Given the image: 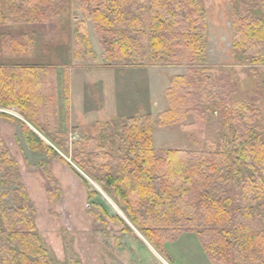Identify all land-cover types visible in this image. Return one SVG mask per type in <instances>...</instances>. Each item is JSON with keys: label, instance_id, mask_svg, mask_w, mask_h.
<instances>
[{"label": "trees", "instance_id": "16d2710c", "mask_svg": "<svg viewBox=\"0 0 264 264\" xmlns=\"http://www.w3.org/2000/svg\"><path fill=\"white\" fill-rule=\"evenodd\" d=\"M1 2L5 8L0 6V24L31 28L53 27L70 5V0ZM76 2L84 17L76 26V46L83 43L94 55L86 28V20L91 21L102 49L100 66L182 65L187 70L170 78L164 90L167 107L155 117L142 112L108 123L120 124L117 150L110 153L99 138L82 136L74 142V163L114 196L129 221L169 263L165 244L190 231L198 235L209 264H264V121L257 114L264 80L256 69L264 65V0H233L234 57L252 71L251 88L243 94L230 83L227 70L206 61L207 18L201 0ZM33 40L25 32L7 33L0 49L27 56ZM66 72L60 93L55 66L0 63V107L15 108L37 129L19 121L30 150L58 159L55 147L68 151L62 137L68 132L59 131L58 110L60 99L66 108L69 102ZM215 114L222 118L221 131L206 145L203 129ZM0 116L16 120L4 112ZM173 125L187 130L198 147H155L154 127ZM0 184L12 187L3 193L11 196L10 204L0 205V264H54L38 236L17 162L1 136ZM88 194L90 198L92 192ZM103 213L130 232L119 216Z\"/></svg>", "mask_w": 264, "mask_h": 264}, {"label": "rangeland", "instance_id": "374dc122", "mask_svg": "<svg viewBox=\"0 0 264 264\" xmlns=\"http://www.w3.org/2000/svg\"><path fill=\"white\" fill-rule=\"evenodd\" d=\"M69 3L66 14L55 18L50 28L0 24V39L7 33L15 35L19 32L28 33L34 39L31 54L27 56H14L0 49V63L53 65L60 93L66 71L69 77L68 106L66 108L60 99L58 107L59 131L68 132L66 136L62 135L67 138L68 151L53 145L60 159L30 150L19 121L35 132L37 129L15 108L0 107V112L16 119L12 121L0 116V136L17 162L20 182L34 208V223L43 247L54 264H209L198 235L190 231L180 233L165 244L172 259L169 263L129 221L114 196L82 171L72 158L78 151L74 142L82 136L99 138L104 150L110 153L117 150L120 124L108 126V123L139 111L153 113L155 117L167 107L164 90L169 86L170 78L185 74L187 67L100 66L102 49L91 21L86 20V28L94 55L86 51L83 43L76 46V26L84 17L76 0ZM201 3L207 18L206 61L227 70L230 83L243 94L251 88L252 71L234 57L230 23L233 0H201ZM0 6L5 8L2 2ZM256 69L264 80V65ZM257 114L264 121V97L260 98ZM221 122L222 118L215 114L211 122L203 126L202 138L206 145L219 136ZM153 143L157 148L198 147L180 125L155 126ZM86 159L91 160V157ZM81 177L87 180V185ZM10 189L11 186L0 184L2 207L10 204L11 196H3ZM89 191L92 192L90 198ZM103 211L109 216H119L130 232H124L121 224L106 219Z\"/></svg>", "mask_w": 264, "mask_h": 264}, {"label": "crops", "instance_id": "0c3cea01", "mask_svg": "<svg viewBox=\"0 0 264 264\" xmlns=\"http://www.w3.org/2000/svg\"><path fill=\"white\" fill-rule=\"evenodd\" d=\"M141 112H143V111H139V112H135L136 114H138V113H141ZM153 114V113H152Z\"/></svg>", "mask_w": 264, "mask_h": 264}]
</instances>
